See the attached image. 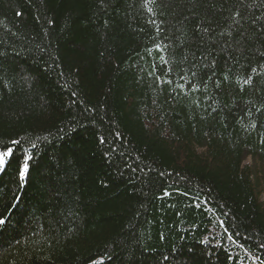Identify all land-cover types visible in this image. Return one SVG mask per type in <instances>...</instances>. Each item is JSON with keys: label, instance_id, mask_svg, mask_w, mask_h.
Instances as JSON below:
<instances>
[{"label": "trees", "instance_id": "obj_1", "mask_svg": "<svg viewBox=\"0 0 264 264\" xmlns=\"http://www.w3.org/2000/svg\"><path fill=\"white\" fill-rule=\"evenodd\" d=\"M8 148L0 264H264V0H0Z\"/></svg>", "mask_w": 264, "mask_h": 264}, {"label": "snow or ice", "instance_id": "obj_2", "mask_svg": "<svg viewBox=\"0 0 264 264\" xmlns=\"http://www.w3.org/2000/svg\"><path fill=\"white\" fill-rule=\"evenodd\" d=\"M13 143H18V141H13ZM12 156H13V151L11 148L0 151V171L4 170L5 165L8 163V161ZM28 172H29V165L27 161H25L19 172L20 179L24 180L27 177ZM4 223H5L4 220H0V224H4Z\"/></svg>", "mask_w": 264, "mask_h": 264}, {"label": "bare ground", "instance_id": "obj_3", "mask_svg": "<svg viewBox=\"0 0 264 264\" xmlns=\"http://www.w3.org/2000/svg\"><path fill=\"white\" fill-rule=\"evenodd\" d=\"M2 172H3V171H0V175H1Z\"/></svg>", "mask_w": 264, "mask_h": 264}, {"label": "rangeland", "instance_id": "obj_4", "mask_svg": "<svg viewBox=\"0 0 264 264\" xmlns=\"http://www.w3.org/2000/svg\"><path fill=\"white\" fill-rule=\"evenodd\" d=\"M248 161V160H247ZM248 162H250V161H248Z\"/></svg>", "mask_w": 264, "mask_h": 264}]
</instances>
